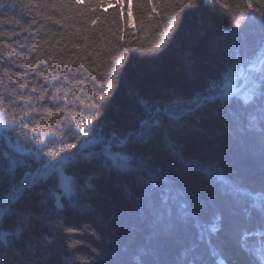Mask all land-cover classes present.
I'll return each mask as SVG.
<instances>
[{
    "label": "snow or ice",
    "instance_id": "6c2138e0",
    "mask_svg": "<svg viewBox=\"0 0 264 264\" xmlns=\"http://www.w3.org/2000/svg\"><path fill=\"white\" fill-rule=\"evenodd\" d=\"M75 3L83 4L84 0ZM258 5L254 7L252 0H243L233 11L222 0H162L168 22L157 35L167 38L164 43L173 39L178 27H183L182 17L204 13L208 19L199 20L202 29L212 28V17L223 15L232 26L233 39L202 72L190 71L186 81L157 83L142 93L133 81L139 82L144 74L135 71L139 61L136 55L130 58L129 54L139 52L142 56L145 51L131 41L128 46L119 43L124 36L115 19L111 22L114 27L109 29L115 41H109L103 51H87L86 57L81 58L66 44L59 49L57 63L54 50L64 37L55 39L59 33L55 29L45 30V24L64 27L62 21L73 17L62 13L61 19H56L44 10L62 9V0L52 5L47 0L22 5L29 14L36 10L30 21L23 22V13L18 14L20 18L5 15L17 6L13 0H0V16L4 17L0 24L10 26L0 30V37L12 41V37L28 34L23 42L14 41L17 47L9 44L6 56L0 51V78L13 85L0 92V140L10 146L0 154V264H53L54 256L61 255L66 257L65 264H73L71 254L56 241H64L72 249L82 243L74 236L84 233L101 246L92 247L90 258L81 264H92L93 260L95 264H104L109 253L103 247V234L91 224H76L73 220L86 211L93 213L90 202L107 197L110 191L137 202L142 198L153 206L158 202L161 208L176 204L184 216L194 215L195 210L184 201L175 181L167 176L162 165L155 163L161 146L185 168L221 185L233 199L244 200L258 212V227H237L236 233L240 248L253 258L251 264H264V193H253L226 181L215 165L186 159L183 152L194 133L203 134V123L213 117L221 120L222 113L237 125L243 118V126L238 130L264 142V0H258ZM138 12L145 33L149 27L160 26L145 24V20L152 21L153 14H159L153 0H147V5L140 3ZM77 15L84 17L83 12ZM257 17L262 29L259 39L251 45L238 44L236 37L244 34ZM89 23L96 24V18L82 19V25ZM128 23L131 25V14ZM42 30L44 35L37 37ZM88 31L87 27H76V34L82 39L88 38ZM2 48L4 45L0 44ZM71 48L79 50L81 45L73 43ZM160 51L152 41L153 55ZM16 68L25 71L18 74ZM29 74L42 78L44 84L26 83L24 77ZM118 83L127 86L128 96L140 109L133 113L135 128L127 132H118L114 127L106 131L109 125L100 120ZM28 89L30 92L23 91ZM77 91L81 95H75ZM227 127L231 132V125ZM132 186L139 196L133 197ZM96 219L107 227L103 217ZM218 230L215 224L211 226V231ZM191 264H196L195 256ZM217 264L225 262L221 259Z\"/></svg>",
    "mask_w": 264,
    "mask_h": 264
},
{
    "label": "trees",
    "instance_id": "16d2710c",
    "mask_svg": "<svg viewBox=\"0 0 264 264\" xmlns=\"http://www.w3.org/2000/svg\"><path fill=\"white\" fill-rule=\"evenodd\" d=\"M13 2L17 6L8 9L5 15L20 18L18 14L23 13V22L30 21L36 10L33 9L29 14L28 8L22 5L40 3L41 0H13ZM59 2L61 0H47L49 5ZM62 2L65 5L62 9H57L55 12L50 9L44 10L54 15L56 19H61L62 13L73 17L62 21L64 27L51 22L45 24V30L55 29L59 33L55 39L59 40L61 35L64 37L54 50L57 63L60 58L59 49L66 44L81 58L86 57L87 51H92L94 54L103 51L109 41H115L109 31L114 27L111 22L115 19L120 24L124 36L119 43L128 46V42L131 41L133 46L145 51L142 56L139 52L129 54L130 58L131 55H136L139 61L135 65V71L144 74V78L139 82L133 81L137 83L142 93L146 92L149 86L154 87L157 83L172 84L186 81L189 79L190 71L202 72L207 63L215 61L223 54L233 39L232 26L227 23V17L223 15L212 17V28L202 29L199 20L208 19L207 13H204L193 14L187 19L182 17L183 27H178L172 34L173 39L164 43L167 38L157 35L158 32L166 29L168 22V17L164 14L165 9L161 6L162 0H153L159 14H153L151 22L145 20L146 25L160 26L149 27L147 33L141 29L138 12V5L140 3L147 5V0H84L80 5H77L75 0H62ZM222 2L232 6L233 11L236 4H243V0H222ZM252 3L254 7L259 6L258 0H252ZM79 12H83L84 17L77 15ZM129 14H131V25L128 23ZM84 18H96V24L82 25ZM2 19L4 17L0 16V20ZM77 26L89 29L85 34L87 39H82L76 34ZM8 27L10 26L0 24V30ZM202 30L203 35L200 34ZM261 32L257 17V20L245 29L244 34L236 37V41L241 45H251L259 39ZM27 35L22 33L21 36L12 37V41L0 37V44L4 45L0 51L6 56L9 44L15 48L17 45L14 41L23 42V37ZM36 35L43 36L44 31ZM70 35L71 39H69ZM152 41L161 48V51L155 55L152 53ZM73 43L81 45V48L79 50L71 48ZM18 50L24 51V49ZM14 71L22 74L25 69L16 68ZM28 71L31 73V70ZM0 79L3 80V84H0V92L5 88L13 87L6 78ZM24 81L30 85L44 84L42 78L31 74L24 77ZM45 87L49 86L45 85ZM76 87L80 88L83 85ZM23 91L30 92V89ZM50 91L54 89L50 88ZM75 95L81 93L77 91ZM72 98L70 95L69 100ZM60 103L63 104V100ZM139 111L135 100L127 94V86L118 83L100 120L109 125L106 131H111L114 127L118 132H127L135 128L136 120L133 113ZM229 124L231 132L227 127ZM242 126L243 118L237 125L226 113H222L221 120H216L214 117L206 120L202 125L203 134L194 133L193 138H190L184 146V156L204 165H215L226 181L235 182L247 191L264 193V142L253 134L238 130ZM21 143H23L22 138ZM9 149L8 143L0 140V154ZM72 151L75 152L77 149ZM155 163L157 166L162 165L167 176L175 181L177 188L183 194L184 201L195 210V214L184 216L181 208L176 204L161 208L158 202L154 206L142 198L137 202L136 199L118 191H110L107 197L91 201L93 213L86 211L83 215L76 216L73 223L91 224L97 232L103 234L105 241L103 247L109 253L104 264H191L193 256L196 264H217L219 258L225 264H251L253 258L240 248L236 229L242 226L258 227L260 224L258 212L251 209L244 200L233 199L221 185L197 174L193 169L185 168L179 160L170 156L163 146L156 154ZM131 191L133 197L139 196L135 186L131 187ZM26 203L27 201L24 202ZM97 216L103 217L107 227L97 223ZM217 217L220 218L219 221ZM213 224L218 227V231H211ZM166 227L168 231H165ZM48 239L53 240V236H49ZM74 239L82 243L76 244L72 249H68L64 241H56L57 245L63 244L65 251L71 254L73 264H81L82 260L89 259L91 248L101 246L100 242L88 233L76 234ZM77 257L80 259L77 260ZM57 260L59 264H65L66 257L54 256L53 264H56ZM92 264H95L94 260Z\"/></svg>",
    "mask_w": 264,
    "mask_h": 264
},
{
    "label": "bare ground",
    "instance_id": "6f19581e",
    "mask_svg": "<svg viewBox=\"0 0 264 264\" xmlns=\"http://www.w3.org/2000/svg\"><path fill=\"white\" fill-rule=\"evenodd\" d=\"M218 260H221L220 258Z\"/></svg>",
    "mask_w": 264,
    "mask_h": 264
}]
</instances>
